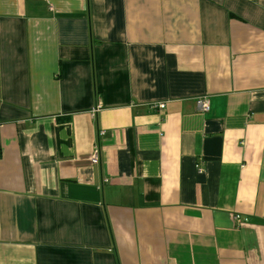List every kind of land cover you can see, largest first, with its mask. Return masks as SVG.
Listing matches in <instances>:
<instances>
[{
    "label": "crops",
    "instance_id": "0c3cea01",
    "mask_svg": "<svg viewBox=\"0 0 264 264\" xmlns=\"http://www.w3.org/2000/svg\"><path fill=\"white\" fill-rule=\"evenodd\" d=\"M0 264H264V0H0Z\"/></svg>",
    "mask_w": 264,
    "mask_h": 264
},
{
    "label": "built area",
    "instance_id": "2783aa9c",
    "mask_svg": "<svg viewBox=\"0 0 264 264\" xmlns=\"http://www.w3.org/2000/svg\"><path fill=\"white\" fill-rule=\"evenodd\" d=\"M196 104H197L198 109L202 112L208 110L209 108L208 99L205 97L198 98L196 100ZM154 106L158 107L159 109H163L165 107V104L162 102H158L154 104ZM98 160H99V146L95 145L90 154V162L97 163Z\"/></svg>",
    "mask_w": 264,
    "mask_h": 264
}]
</instances>
